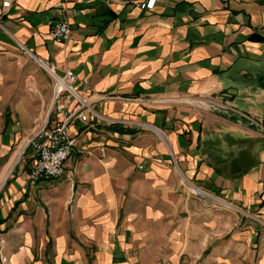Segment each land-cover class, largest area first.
Masks as SVG:
<instances>
[{
  "label": "crops",
  "instance_id": "crops-1",
  "mask_svg": "<svg viewBox=\"0 0 264 264\" xmlns=\"http://www.w3.org/2000/svg\"><path fill=\"white\" fill-rule=\"evenodd\" d=\"M60 9L70 36L55 43ZM0 13V264H264V225L181 182L264 220V0H13ZM15 40L71 69L100 114L156 130L79 123L64 175L29 184L14 148L51 83Z\"/></svg>",
  "mask_w": 264,
  "mask_h": 264
},
{
  "label": "built area",
  "instance_id": "built-area-1",
  "mask_svg": "<svg viewBox=\"0 0 264 264\" xmlns=\"http://www.w3.org/2000/svg\"><path fill=\"white\" fill-rule=\"evenodd\" d=\"M13 0H0L2 10L9 9ZM149 6V4H139ZM65 9L48 20V37L55 43H63L70 36V24L65 17ZM0 31L8 34L2 22L0 13ZM20 49L33 57L36 63L43 68L52 78L53 86L51 93V104L43 119L42 124L33 130L27 138L22 149L21 160L28 167V182L35 185L43 180L60 178L65 173V162L70 157L74 147L77 145V134L71 128L77 127L79 123L85 125L96 123L100 120L110 124H125L137 128H149L148 124L132 119H115L106 117L97 112L87 99V96L79 90L76 83L77 75L66 69L63 74L57 72L56 62L42 59L31 52L24 44L15 40ZM84 83H87L84 80ZM182 185L188 187L194 195H201L205 192L195 186L188 179L182 178ZM210 196V195H209ZM215 202L229 204L230 208H237L216 196H210ZM226 206V205H225ZM239 209V207H238ZM256 218V216H251ZM260 220L261 222L264 221ZM2 261L6 258L2 257Z\"/></svg>",
  "mask_w": 264,
  "mask_h": 264
},
{
  "label": "rangeland",
  "instance_id": "rangeland-1",
  "mask_svg": "<svg viewBox=\"0 0 264 264\" xmlns=\"http://www.w3.org/2000/svg\"><path fill=\"white\" fill-rule=\"evenodd\" d=\"M23 53H25V55L28 57V68H35L36 69V71H37V74H39V75H41V76H45V77H47L48 78V80L50 81V83H51V93H52V86H53V80H52V78L50 77V75L43 69V68H41L37 63H36V61L33 59V57L31 56V55H29L28 53H26V52H24V51H22ZM17 66V68L19 67L18 65H16ZM17 68H15V69H12V73L13 74H15V75H17V72L15 71V70H17ZM32 89V88H31ZM51 104V103H50ZM49 107H50V105L48 106V108L47 109H45V111L43 112V114L41 115V117L39 118V120H37V124H36V126L33 128V130L34 129H36V128H38L41 124H42V122H43V119H44V117L46 116V114H47V111H48V109H49ZM127 120V119H126ZM114 125H120V124H116V123H114ZM125 125V124H124ZM128 126V125H127ZM151 129H154V130H156L153 126H149ZM32 130V131H33ZM32 131L27 135V136H25L22 140H20L19 142H17L16 143V145H15V148H14V158H15V152H16V150L18 149V147L21 145V144H26V141H27V138L31 135V133H32ZM23 149V148H22ZM21 149V150H22ZM21 155L22 154H20L19 156H18V158L16 159V160H14V163H21L22 162V160H21ZM193 183V182H192ZM194 184V183H193ZM195 185V184H194ZM196 186V185H195ZM199 189H201V188H199ZM202 191H204L203 189H201ZM205 192V191H204ZM205 195H207L208 197H210V196H213V195H211V194H208V193H204ZM201 195H203V194H201ZM201 195H198V196H201ZM210 195V196H209ZM211 198V197H210ZM219 198V197H218ZM221 200H224V201H226V202H228V203H231V202H229L228 200H225V199H222V198H220ZM216 203L219 205V206H221L222 207V209H226V210H230V211H234V212H237V213H240V214H243V215H245V216H248L249 218H252L253 220H255V221H257V222H259V223H261L262 225H264L263 224V222H261L260 220H258V219H256V218H254V217H251V216H254L252 213H250V212H248V211H245L244 209H242V208H240L239 207V209H238V206H237V208L234 206V204H232L235 208H230V207H227V206H225V205H223L221 202H217L216 201ZM264 221V220H263Z\"/></svg>",
  "mask_w": 264,
  "mask_h": 264
},
{
  "label": "trees",
  "instance_id": "trees-1",
  "mask_svg": "<svg viewBox=\"0 0 264 264\" xmlns=\"http://www.w3.org/2000/svg\"><path fill=\"white\" fill-rule=\"evenodd\" d=\"M252 38L258 39V37H256V36H252Z\"/></svg>",
  "mask_w": 264,
  "mask_h": 264
},
{
  "label": "bare ground",
  "instance_id": "bare-ground-1",
  "mask_svg": "<svg viewBox=\"0 0 264 264\" xmlns=\"http://www.w3.org/2000/svg\"><path fill=\"white\" fill-rule=\"evenodd\" d=\"M224 205H226V206H229V204H227V203H226V204H224Z\"/></svg>",
  "mask_w": 264,
  "mask_h": 264
}]
</instances>
